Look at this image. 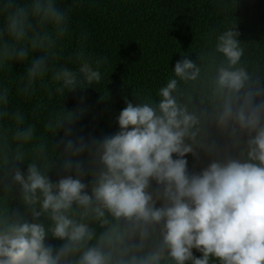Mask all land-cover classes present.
Returning a JSON list of instances; mask_svg holds the SVG:
<instances>
[{
	"label": "clouds",
	"instance_id": "obj_1",
	"mask_svg": "<svg viewBox=\"0 0 264 264\" xmlns=\"http://www.w3.org/2000/svg\"><path fill=\"white\" fill-rule=\"evenodd\" d=\"M70 11L58 7L57 0L0 3V72L10 71L14 58L24 61L30 51L43 52L21 80L23 94L34 92L38 81L44 85L49 73L61 96L101 81L107 57H92L81 48L73 53L76 68L54 63L59 42L69 32ZM239 35L235 24L224 28L211 52L197 57L218 56L214 72L183 58L158 89V99L137 95L139 104L125 101L116 134L91 144L83 138L80 143L67 140L66 153L88 149L99 165L90 194L79 178V161L64 163L66 171L75 168L76 178L50 181L47 141L41 137L26 148L35 139V126L21 127L23 114H12L11 125L0 131V155L6 166L28 161L26 176L14 169L12 183L19 185L31 221L19 213L10 216L5 208L0 264H264V87L242 61ZM202 72L209 82L197 108L192 93L181 91V85H194ZM8 92V87L0 89V121L9 116ZM78 114L62 112L46 128L55 133ZM208 117L227 133L239 157L213 160L200 173L189 174L187 154L214 150L205 142ZM70 132L68 128L66 135ZM29 154L35 158L29 161ZM153 181L154 193L149 191ZM10 190L11 185L6 192ZM93 224L101 230L98 235ZM49 235L63 242L58 250L45 243Z\"/></svg>",
	"mask_w": 264,
	"mask_h": 264
},
{
	"label": "trees",
	"instance_id": "obj_2",
	"mask_svg": "<svg viewBox=\"0 0 264 264\" xmlns=\"http://www.w3.org/2000/svg\"><path fill=\"white\" fill-rule=\"evenodd\" d=\"M30 2L17 0L21 5ZM57 6L71 11L69 32L59 42L60 55L54 63L76 68L73 53L81 48L92 57H107V63L100 69L101 81L87 88L65 91L61 96L54 91L49 73L44 85L38 81L33 85L34 92L23 94L20 89L24 82L21 80L31 62L43 56L40 50L30 51L24 61L14 58L9 62L11 70L0 72V89L9 88L6 105L9 116L0 121V131L11 125L12 114L17 111L23 114L21 127L35 126V139L26 148L34 147L41 137L47 141V153L52 161L47 175L53 183L68 175L76 178L75 168L66 171L64 163L69 159L74 163L79 161L82 164L79 178L88 186L86 191L90 194L92 176L99 165L93 163V155L88 149L78 155L66 153L67 140L80 143L83 138L85 144H91L116 134L119 131L117 120L126 106L125 101L139 104L137 95L158 99V89L165 86L173 75L175 63L183 58L198 65L203 63L206 71L214 72V61L218 63V56H206L203 61L197 57L201 52H211L215 36L228 26L235 24L240 33L237 39L245 49L242 61L249 72L259 75L260 86L264 87V0H57ZM3 28L4 18L0 16V29ZM209 64H213L210 69L207 68ZM47 66H52L51 61ZM208 82L209 77L202 72L201 80L194 85H181V91L191 92L194 106L200 108L199 98L202 90L207 91ZM62 112L80 114L55 133L48 131V122H55L56 115ZM68 128L71 132L66 135ZM205 129V142L214 150L197 149L196 157L187 154L184 158L189 174L200 173L213 160L239 157V149L231 146L227 133H221L211 117H208ZM246 138H242V143ZM34 158V155H28L29 161ZM27 163L6 166L0 155V216L8 208L10 216L19 213L31 221L21 200L19 185L12 183L13 170L18 169L26 176ZM9 185L11 190L6 192ZM156 188L153 181L149 191L154 193ZM40 219L46 225L49 223L44 217ZM91 227L97 235L101 231L95 224ZM45 243L58 250L63 242L49 235ZM193 255L199 258L201 253L193 249Z\"/></svg>",
	"mask_w": 264,
	"mask_h": 264
}]
</instances>
